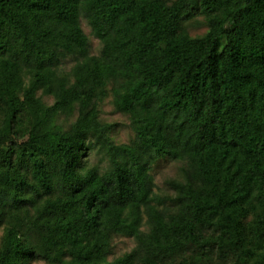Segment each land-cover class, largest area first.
<instances>
[{
    "label": "trees",
    "instance_id": "16d2710c",
    "mask_svg": "<svg viewBox=\"0 0 264 264\" xmlns=\"http://www.w3.org/2000/svg\"><path fill=\"white\" fill-rule=\"evenodd\" d=\"M0 264H264V0H0Z\"/></svg>",
    "mask_w": 264,
    "mask_h": 264
},
{
    "label": "rangeland",
    "instance_id": "374dc122",
    "mask_svg": "<svg viewBox=\"0 0 264 264\" xmlns=\"http://www.w3.org/2000/svg\"><path fill=\"white\" fill-rule=\"evenodd\" d=\"M84 26L86 31L89 32V29L84 22ZM94 51L97 52L99 50V42L95 38L91 37ZM102 112L103 116L111 121L125 123L126 120L124 117L116 110L115 104L112 96L106 97V99L102 102ZM78 117V111L73 112H61L60 116L57 118L56 125L65 127H69ZM132 136V131L127 126H121L117 132V139L119 141H126ZM177 172V165L175 163L169 162L167 160L160 161L154 169V173H156L157 182L159 185L164 186L165 181L174 176ZM135 245V242L132 238L127 236H115L114 237V245L113 252L114 256L121 255L127 251H130Z\"/></svg>",
    "mask_w": 264,
    "mask_h": 264
}]
</instances>
